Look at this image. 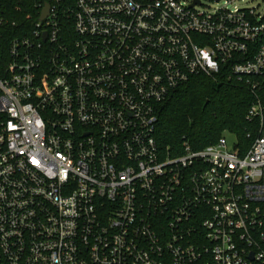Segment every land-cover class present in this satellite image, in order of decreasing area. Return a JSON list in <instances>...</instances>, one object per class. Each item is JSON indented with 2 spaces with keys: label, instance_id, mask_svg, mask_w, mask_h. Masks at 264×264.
<instances>
[{
  "label": "built area",
  "instance_id": "built-area-1",
  "mask_svg": "<svg viewBox=\"0 0 264 264\" xmlns=\"http://www.w3.org/2000/svg\"><path fill=\"white\" fill-rule=\"evenodd\" d=\"M39 1L0 55V264H264V12ZM198 76L253 94L245 155L159 148L161 106Z\"/></svg>",
  "mask_w": 264,
  "mask_h": 264
},
{
  "label": "trees",
  "instance_id": "trees-1",
  "mask_svg": "<svg viewBox=\"0 0 264 264\" xmlns=\"http://www.w3.org/2000/svg\"><path fill=\"white\" fill-rule=\"evenodd\" d=\"M39 0L0 1V55L8 57L15 39L27 37L39 21ZM254 97L249 88L224 77H194L161 106L156 140L163 153L181 156L184 144L195 151L216 145L229 135L235 149L248 153L257 137L256 123L247 120Z\"/></svg>",
  "mask_w": 264,
  "mask_h": 264
},
{
  "label": "rangeland",
  "instance_id": "rangeland-1",
  "mask_svg": "<svg viewBox=\"0 0 264 264\" xmlns=\"http://www.w3.org/2000/svg\"><path fill=\"white\" fill-rule=\"evenodd\" d=\"M242 7L258 8L260 12H264V0H245L244 3H240ZM230 144L235 143V139L232 136H226Z\"/></svg>",
  "mask_w": 264,
  "mask_h": 264
},
{
  "label": "water",
  "instance_id": "water-1",
  "mask_svg": "<svg viewBox=\"0 0 264 264\" xmlns=\"http://www.w3.org/2000/svg\"><path fill=\"white\" fill-rule=\"evenodd\" d=\"M49 13H50V7L47 6V9L42 14L41 20L44 21L49 16Z\"/></svg>",
  "mask_w": 264,
  "mask_h": 264
}]
</instances>
